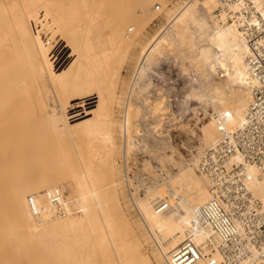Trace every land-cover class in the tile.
I'll use <instances>...</instances> for the list:
<instances>
[{"label": "bare ground", "instance_id": "1", "mask_svg": "<svg viewBox=\"0 0 264 264\" xmlns=\"http://www.w3.org/2000/svg\"><path fill=\"white\" fill-rule=\"evenodd\" d=\"M112 1L123 9L122 14H113L104 0H0V240L10 242L16 252L20 244L14 240L40 242L58 231H73L80 226L79 231L88 230L91 240L89 264H154L141 250L140 241L129 238L124 242L116 231L122 214L118 199L122 183L116 180L118 168L112 157L123 154L128 177L125 184L131 188L129 163L132 153L141 147L145 108L138 103L139 74L172 28H194L188 21L198 11L186 2L169 12L167 25L141 46L138 68L123 95L119 92L121 69L128 53L141 44V24L127 14L130 0ZM217 6V0H200L197 4L200 13L215 23L216 48L207 58L209 63L204 60L200 64L197 58L193 69L215 76L220 72L225 82L241 90L231 94L203 81L209 91L202 99L213 110L201 130L200 141L206 147H215L223 132L244 123L252 90L257 86L247 64V44L234 25L216 21L213 12ZM132 12L136 13V8ZM131 21L138 28L132 37L126 29ZM203 51L201 48V55ZM217 58L220 67L212 62ZM107 103L118 109L119 120L112 107L105 109ZM93 104L95 110L88 107ZM144 104L148 102L144 100ZM162 106L154 101L149 105L150 112L159 115ZM205 112L208 114V109ZM161 122L155 129H160ZM167 150L173 153L171 148ZM199 159L193 155L192 165H198ZM236 159L241 161L240 157ZM161 162L177 168V172L149 187L143 197L136 196L132 204L147 226L148 240L155 243L153 259L157 264H168L167 253L188 234L198 244L207 242L209 232L192 229V222L213 195L208 178L198 174L197 167L180 164L174 154H165ZM67 164L73 168L70 180L64 182L63 176L56 185H50L45 177L43 185L38 182L41 167L46 172L51 166L63 168ZM141 165L146 171L154 168L151 161ZM248 170L249 188L264 202V180L253 165ZM166 189L182 195H170L172 209L157 210L155 202L166 198ZM30 197L42 212L39 218L31 211ZM54 197L65 209L63 217L56 215ZM122 222L131 228L124 217ZM81 239L73 237L74 244ZM215 257L221 261L219 254ZM2 260L1 256L0 264H4Z\"/></svg>", "mask_w": 264, "mask_h": 264}, {"label": "rangeland", "instance_id": "2", "mask_svg": "<svg viewBox=\"0 0 264 264\" xmlns=\"http://www.w3.org/2000/svg\"><path fill=\"white\" fill-rule=\"evenodd\" d=\"M104 1L110 6L113 14H122L123 9L120 6H116L112 0ZM186 2H190L193 8L198 11L188 21L189 24H194V28L192 27L193 29H190V31L186 29L188 31L187 34L183 28L181 29L184 31L181 29L177 31L175 28H172L167 34L168 39L165 37L157 45L159 47L155 51L156 56H154L155 54L153 52L150 54L144 71H141L138 77L139 101L136 96L134 99L140 105L143 104L141 106L143 108L145 107L144 112H146H143V119L141 120L142 134L140 138H143L142 140L140 139L141 147L132 153V159L129 163L130 174L128 175L129 179L132 177L130 180L132 181L133 187L131 186L129 188L125 184L128 177L125 172L126 163L123 154L120 152L112 157V160H114L118 168L116 180L122 183L119 186L120 191L118 195L122 214L118 224L119 227L116 231L120 240L124 242L129 238V241H140L141 250L145 251L146 255L153 260L154 264H157L153 259V251H155L156 246L155 243L148 240L147 226L139 212L135 210L132 204L133 200L137 197H143L149 187L163 181L168 176H173L177 172V168L166 164L161 165L165 154L169 156L174 154L175 159L180 164H189L195 169L197 167V173L200 174L198 165H192L191 160L193 155L199 158L202 152L212 148L202 146L200 141L203 125L209 121V114L213 112L212 106L205 105L202 99L205 93L209 91L208 85L205 86L203 81L206 80L210 86L216 87L217 90L224 88L231 94H236L241 90L240 86L225 82V77L220 72L218 73L219 76H215L213 73L201 69L194 72L193 68L195 67V61L198 60L197 58H199L198 61L200 64L208 61L207 58L210 57V52L216 48L214 35L215 23L200 13V9L197 7L200 0H130L126 7L127 14H130V16L132 14L135 23L141 24V34L138 38L141 44L134 46L125 58L121 69L119 92L125 95L128 91L129 84L138 68L141 46L154 39L162 31L168 23L169 12L171 10H175L178 5H184ZM133 8H136V13L132 12ZM127 27V35L132 37L138 28L134 27L133 21L129 22ZM201 48L205 50L203 51L204 55L200 54ZM200 57H203V59H200ZM219 60L217 58L215 61L212 60V62H214L215 66L220 67L221 63H219ZM144 100L148 102V105H145L146 103L144 104ZM154 101L163 105L164 110L159 115L150 112L149 105ZM88 107L95 110L96 105L93 104ZM111 107L115 119L119 120L121 114L114 105L109 107L107 103L105 109H110ZM205 109H208V114L205 112ZM78 110H74L73 113ZM89 118L92 117L90 116ZM161 120L160 129H155L156 123ZM72 148V145L68 144V149L72 150ZM168 148H171L173 153L167 150ZM199 149L201 151L198 152ZM135 154L136 156H134ZM159 160L161 161L158 163ZM144 161H151L154 168L148 171L143 169V165L141 164ZM139 166L141 169H139ZM46 170L44 172L45 169L41 167L40 173L38 174V182L43 185V178L44 180L48 178V184L56 185L60 177L62 178L64 176V182L66 179L70 180L73 168L70 164H67L63 168L51 166L46 168ZM67 187L69 188L70 185L67 184ZM169 192L168 190L165 191L164 195H169ZM172 192H174L175 197L182 195L177 190H173ZM131 194L134 195L132 196ZM10 213L8 212L7 214V220L11 219ZM122 217L130 221L131 228L128 229L125 227L122 222ZM12 225H15L14 222ZM79 229L80 226L79 228L76 226L73 231H58L40 242H35L30 238H25L23 241L14 240L16 244H20L18 252L10 247V242L1 239L0 258L2 256L5 259L2 260L4 264H89L91 259V250L89 248L91 240L87 237L88 230L80 232ZM77 236L83 239L76 245L74 244L73 237Z\"/></svg>", "mask_w": 264, "mask_h": 264}, {"label": "built area", "instance_id": "3", "mask_svg": "<svg viewBox=\"0 0 264 264\" xmlns=\"http://www.w3.org/2000/svg\"><path fill=\"white\" fill-rule=\"evenodd\" d=\"M217 3L213 12L216 21L234 25L249 48L247 64L257 86L244 123L223 132L220 142L199 156L198 171L208 178L213 197L198 209L192 229L208 231L209 238L198 244L188 234L167 253L168 264H264V202L249 188L248 170L253 165L264 180V0ZM171 194L156 201L155 208L172 209ZM29 204L34 217L39 218L42 212L33 197ZM53 204L56 215L63 217L65 209L58 197L53 198Z\"/></svg>", "mask_w": 264, "mask_h": 264}]
</instances>
